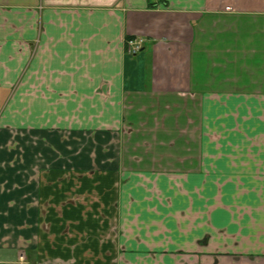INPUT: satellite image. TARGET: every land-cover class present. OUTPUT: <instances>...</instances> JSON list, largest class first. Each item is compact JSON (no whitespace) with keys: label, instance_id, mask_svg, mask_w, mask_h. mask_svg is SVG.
<instances>
[{"label":"crops","instance_id":"crops-1","mask_svg":"<svg viewBox=\"0 0 264 264\" xmlns=\"http://www.w3.org/2000/svg\"><path fill=\"white\" fill-rule=\"evenodd\" d=\"M21 255L264 264V0H0V264Z\"/></svg>","mask_w":264,"mask_h":264},{"label":"built area","instance_id":"built-area-1","mask_svg":"<svg viewBox=\"0 0 264 264\" xmlns=\"http://www.w3.org/2000/svg\"><path fill=\"white\" fill-rule=\"evenodd\" d=\"M141 40H129L126 42V51L130 55H135L139 52L141 48Z\"/></svg>","mask_w":264,"mask_h":264}]
</instances>
